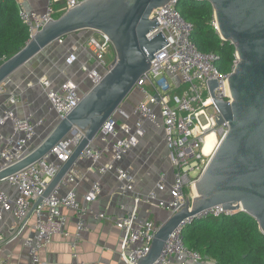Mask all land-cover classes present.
I'll list each match as a JSON object with an SVG mask.
<instances>
[{
	"label": "built area",
	"instance_id": "1",
	"mask_svg": "<svg viewBox=\"0 0 264 264\" xmlns=\"http://www.w3.org/2000/svg\"><path fill=\"white\" fill-rule=\"evenodd\" d=\"M13 1L31 40L50 20L55 21L59 15L79 7L85 0H47L48 6L44 13L26 11L23 0ZM179 2L173 0L155 10L151 16L160 25L148 35V39L162 33L169 44L154 55L151 61L153 67L136 83L132 91L138 94L136 106L131 112L121 106L105 122L95 140L85 148L80 159L67 171L56 188L44 198L50 184L83 141L85 135L80 130L67 136L44 158L0 183H6L14 190V194L9 195L0 189V224L5 214H11L16 219V229L20 230L31 214L36 217L33 234L22 240L30 264H49L42 261L41 252L52 243L55 235L66 236L68 217L65 211L74 213L76 220V234L70 244L74 257L77 256L79 243L88 232L86 218L94 216L109 220L105 215L96 214L92 206L101 194V181L106 175L115 176L121 196L127 197L133 192L131 172L121 167V163L145 138L147 123L164 132L173 167V182L168 185L165 175H162L157 188L145 200L135 199L132 210H128L124 204L120 206L125 212V216L117 221L122 235L120 258L123 264H139L145 259L160 228L154 221L138 222L141 202L165 209L174 216L187 205V200L191 201L195 197L193 186L206 172L230 129L225 120L219 124L223 117L214 98L223 103H232L229 78L240 59L236 53L231 71L220 72L217 67L218 56L201 52L193 43L194 27L181 15ZM214 26L219 33L216 21ZM56 42L63 45L64 37ZM81 50L87 53L89 62L81 65L83 77L80 81L68 79L57 90L47 78L40 81L59 122L69 116L85 95L98 87L115 68L117 54L107 35L94 32L81 46L70 49L66 62L73 64L77 59L76 54ZM110 53L114 57L111 62L107 60ZM212 80L218 83V87L213 89L214 98L208 82ZM132 118H135L136 123L134 130L127 125L119 126V119L127 123ZM43 122L35 125L31 116L21 118L9 110L0 116V129L11 125L10 134L0 135V173L25 160L41 144L42 141L37 145L38 127ZM210 133L216 134L218 143L213 155L206 156L204 149ZM97 141L100 143L98 147L94 145ZM105 157H109V162L104 161ZM80 160L89 161V172L98 175L97 179L92 180L90 190L83 195H79L74 188L82 180L78 169ZM168 191L171 200L163 198ZM190 191H193L192 196L189 195ZM42 198L43 201L35 208ZM234 214L230 210H223V206H216L186 219L171 234L155 264H200L204 257L186 246L184 230L198 221ZM3 240L0 230V245ZM0 264L7 263L0 260Z\"/></svg>",
	"mask_w": 264,
	"mask_h": 264
},
{
	"label": "water",
	"instance_id": "2",
	"mask_svg": "<svg viewBox=\"0 0 264 264\" xmlns=\"http://www.w3.org/2000/svg\"><path fill=\"white\" fill-rule=\"evenodd\" d=\"M171 1L85 0L55 21L50 20L23 50L0 66L1 86L59 38L85 30L107 35L117 54L115 68L105 80L85 95L80 105L25 160L1 172L0 183L44 158L67 136L80 130L85 135L83 141L44 198L56 188L105 122L121 108L139 79L153 67L154 55L169 44L162 33L152 39L148 35L160 25L151 19L153 12ZM193 1L212 5L221 38L235 46L240 59L229 78L231 104L217 101L213 93L217 80L208 81L223 117L219 124L225 120L230 129L206 172L193 186L195 197L159 228L149 255L139 264H155L183 221L216 206L235 214L246 213L257 221L264 234V0ZM42 201L43 198L35 208ZM27 223L28 220L17 236Z\"/></svg>",
	"mask_w": 264,
	"mask_h": 264
},
{
	"label": "crops",
	"instance_id": "3",
	"mask_svg": "<svg viewBox=\"0 0 264 264\" xmlns=\"http://www.w3.org/2000/svg\"><path fill=\"white\" fill-rule=\"evenodd\" d=\"M26 11L44 13L47 9V0H23ZM61 17V16H60ZM92 31H80L64 37V44L52 43L40 54L26 65L16 71L6 80L0 89V116L6 111H13L19 117L31 116L32 123L37 125L41 121L43 125L38 127L39 140L45 139L59 123L57 114L52 111V106L40 83L47 78L53 83L54 89L68 79L80 81L83 73L80 72L81 65L89 62V56L82 50L76 54V61L68 64L66 59L70 49L79 47L85 43ZM0 86V87H1ZM87 88V87H86ZM86 88L84 90H86ZM138 95L129 96L123 103L122 108L131 112L136 106ZM135 118L129 122L119 119V126L127 125L135 129ZM146 136L140 144L134 148L123 160L121 167L129 169L132 175L133 192L123 197L118 192V184L113 174H108L101 181V194L92 205L96 214L105 215L109 220H101L94 216L86 218L88 232L77 248V256L74 257L71 243L76 234V220L74 213L65 211L68 217L65 235H55L52 243L41 252V259L49 264H123L120 258L122 235L117 227V221L125 216L120 206L124 204L128 210L135 207V199H146L147 195L157 188L159 179L165 175L168 185L173 182V167L170 153L165 143V135L162 130L155 129L150 123L145 124ZM11 133V125L0 129V135ZM37 141L39 143L40 141ZM215 139L213 151L216 145ZM2 141H0V147ZM96 147L100 146L97 141ZM211 152L208 154L210 155ZM109 162V157H105ZM90 162L80 160L78 169L82 180L74 188L79 195L86 194L91 187L92 180L97 179V173L89 172ZM3 184L4 188H1ZM0 184V189L9 195L14 194L13 188L8 184ZM169 189V188H168ZM171 200L168 191L163 197ZM138 211V222L154 221L158 226L165 224L171 217V213L165 209L158 208L145 201L141 202ZM36 217L32 215L28 223L21 231L16 229V219L11 214H5L0 224L3 242L0 245V260L7 264H30V258L22 245V240L33 234ZM200 264H218L213 259H204Z\"/></svg>",
	"mask_w": 264,
	"mask_h": 264
},
{
	"label": "trees",
	"instance_id": "4",
	"mask_svg": "<svg viewBox=\"0 0 264 264\" xmlns=\"http://www.w3.org/2000/svg\"><path fill=\"white\" fill-rule=\"evenodd\" d=\"M178 10L193 25L192 41L203 53L218 56L217 67L229 73L236 48L215 29V12L209 2L180 0ZM62 16L59 15L58 18ZM30 41L27 27L13 0H0V66L23 50ZM184 243L218 264H264V234L246 213L210 218L187 227Z\"/></svg>",
	"mask_w": 264,
	"mask_h": 264
},
{
	"label": "bare ground",
	"instance_id": "5",
	"mask_svg": "<svg viewBox=\"0 0 264 264\" xmlns=\"http://www.w3.org/2000/svg\"><path fill=\"white\" fill-rule=\"evenodd\" d=\"M215 139H217L216 134L215 133H210L206 139V145H205V149H204V154L206 156H212L214 153V150L216 148L217 145H215L214 150L211 152L214 143H215ZM217 143V142H216ZM211 152L210 155H208Z\"/></svg>",
	"mask_w": 264,
	"mask_h": 264
},
{
	"label": "rangeland",
	"instance_id": "6",
	"mask_svg": "<svg viewBox=\"0 0 264 264\" xmlns=\"http://www.w3.org/2000/svg\"><path fill=\"white\" fill-rule=\"evenodd\" d=\"M113 59H114L113 54L110 53V54L107 56V60H108L109 62H111V61H113ZM0 89H1V91H4V90H3V86H1ZM134 94L138 95V94L135 93V92H133V93L131 92V94H130L129 96L134 95ZM43 140H44V139L39 140V141L41 142V141H43ZM217 143H218V140H217ZM217 143H216V145H217ZM38 144H40V143H37V145H38ZM35 146H36V145H35ZM213 150H214V149H213ZM192 175H193V174H192ZM1 188H4V187H3V184H2V186H1ZM192 194H193V191H190L189 195L192 196ZM194 195H195V194H194Z\"/></svg>",
	"mask_w": 264,
	"mask_h": 264
}]
</instances>
